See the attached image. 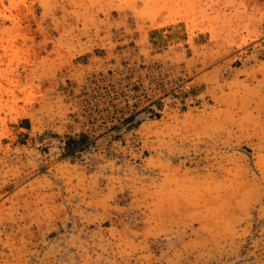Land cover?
<instances>
[{
    "label": "rangeland",
    "instance_id": "1",
    "mask_svg": "<svg viewBox=\"0 0 264 264\" xmlns=\"http://www.w3.org/2000/svg\"><path fill=\"white\" fill-rule=\"evenodd\" d=\"M0 264H264V0H0Z\"/></svg>",
    "mask_w": 264,
    "mask_h": 264
},
{
    "label": "trees",
    "instance_id": "2",
    "mask_svg": "<svg viewBox=\"0 0 264 264\" xmlns=\"http://www.w3.org/2000/svg\"><path fill=\"white\" fill-rule=\"evenodd\" d=\"M82 138H84L83 135H80L78 138L67 137L65 141V149L72 152L74 150V145H77Z\"/></svg>",
    "mask_w": 264,
    "mask_h": 264
}]
</instances>
